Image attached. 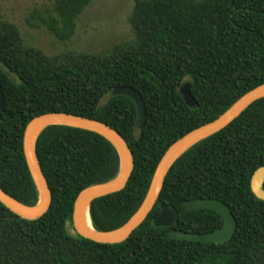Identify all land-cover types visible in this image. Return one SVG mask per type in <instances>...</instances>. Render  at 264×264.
Masks as SVG:
<instances>
[{"label":"trees","instance_id":"1","mask_svg":"<svg viewBox=\"0 0 264 264\" xmlns=\"http://www.w3.org/2000/svg\"><path fill=\"white\" fill-rule=\"evenodd\" d=\"M91 1L54 0L50 8H35L26 23L69 41ZM129 23L134 38L108 52L49 57L24 47L18 28L0 15V188L26 206L38 202L23 154L24 130L33 118L63 113L106 124L127 143L134 168L123 190L90 204L99 232L116 230L135 214L175 141L264 84V0H134ZM184 84L190 85L193 108L180 96ZM119 87L140 95L141 130L133 102L110 95ZM36 152L51 204L34 221L5 209L0 264H264V201L250 188L253 173L264 166V98L173 164L153 209L120 244L72 236L66 227L78 194L117 176L114 147L96 133L52 125L39 135ZM196 199L230 208L236 221L230 241L168 236L170 229L202 235L222 226L213 211H185L183 203ZM162 203L176 212L171 228L153 226Z\"/></svg>","mask_w":264,"mask_h":264},{"label":"water","instance_id":"2","mask_svg":"<svg viewBox=\"0 0 264 264\" xmlns=\"http://www.w3.org/2000/svg\"><path fill=\"white\" fill-rule=\"evenodd\" d=\"M179 93L187 106L191 108L196 106L189 84L182 85ZM110 95L125 96L133 102L137 112L136 128L141 130L145 120V109L140 95L134 90L126 87L116 88ZM262 98H264V84L244 94L214 121L194 129L175 141L161 157L152 176L145 198L138 210L123 226L107 232H99L93 228L89 215V207L94 200L120 192L125 188L134 168L133 156L127 143L114 129L96 120L63 113H49L37 116L26 125L24 130L23 154L28 171L38 193V202L33 207L26 206L10 197L0 188V204L4 207L3 209L0 208V220L5 219V209L29 221L38 220L47 212L51 204L52 195L39 164L36 142L39 135L47 127L52 125L67 126L93 132L106 139L116 150L120 160V167L117 176L112 181L99 185H92L78 194L73 206L71 226L67 223L66 227L69 228V232L72 236H79L99 244H120L131 236L132 232L144 222L153 209L163 188L165 177L173 164L191 147L224 130L250 105ZM3 107L4 95L0 86V118ZM263 185L264 166L258 168L253 173L250 180V188L253 195L261 201H264ZM183 207L186 212L195 210L213 211L222 218L223 224L214 232L202 235L170 229L168 231V236L171 239L219 245L225 244L231 240L236 231V221L230 208L224 203L211 199H196L184 202ZM159 208L160 214L153 220V226L156 228H171L176 222V212L163 203L159 205ZM85 210L87 211L92 231L86 230L83 226L82 216Z\"/></svg>","mask_w":264,"mask_h":264},{"label":"rangeland","instance_id":"3","mask_svg":"<svg viewBox=\"0 0 264 264\" xmlns=\"http://www.w3.org/2000/svg\"><path fill=\"white\" fill-rule=\"evenodd\" d=\"M54 0H0V15L20 31L24 47H34L49 57L67 53H103L131 41L129 18L134 0H92L77 21L75 35L65 42L45 29H32L26 20L35 8H50ZM108 96L101 103H105Z\"/></svg>","mask_w":264,"mask_h":264},{"label":"bare ground","instance_id":"4","mask_svg":"<svg viewBox=\"0 0 264 264\" xmlns=\"http://www.w3.org/2000/svg\"><path fill=\"white\" fill-rule=\"evenodd\" d=\"M82 223H83V226L86 230L92 231V226H91V223H90V220L88 218V214H87L86 210L84 211L83 216H82Z\"/></svg>","mask_w":264,"mask_h":264}]
</instances>
